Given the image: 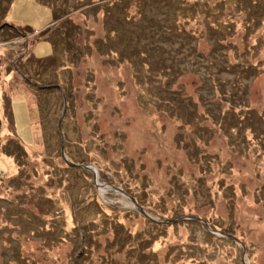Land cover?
<instances>
[{"label":"rangeland","instance_id":"1","mask_svg":"<svg viewBox=\"0 0 264 264\" xmlns=\"http://www.w3.org/2000/svg\"><path fill=\"white\" fill-rule=\"evenodd\" d=\"M0 264H264V0H0Z\"/></svg>","mask_w":264,"mask_h":264},{"label":"water","instance_id":"2","mask_svg":"<svg viewBox=\"0 0 264 264\" xmlns=\"http://www.w3.org/2000/svg\"><path fill=\"white\" fill-rule=\"evenodd\" d=\"M67 162V164L73 166V167H79V168H85V169H90V167H88V165H78V164H73V163H70L68 162L67 160H65ZM93 172V171H92ZM94 179H95V175H94ZM131 202H132V206H133V209H135L139 214H141L144 218L150 220V221H153V222H156V223H165V224H168V223H174L178 220H186V219H194V220H197V221H200L202 222L203 224H206L205 221H203L202 219H199V218H196V217H182V218H176V219H165V220H160V219H157V218H152L151 216H149L141 207H139L136 202L133 200V199H130ZM213 231V230H212ZM223 236H228V235H225V234H222V233H219ZM232 239H234L233 237H230ZM235 240V239H234ZM236 241V240H235Z\"/></svg>","mask_w":264,"mask_h":264},{"label":"trees","instance_id":"3","mask_svg":"<svg viewBox=\"0 0 264 264\" xmlns=\"http://www.w3.org/2000/svg\"><path fill=\"white\" fill-rule=\"evenodd\" d=\"M13 28V27H12ZM35 30H37V29H29V32H32V31H35ZM33 49V48H32ZM31 49V50H32Z\"/></svg>","mask_w":264,"mask_h":264},{"label":"bare ground","instance_id":"4","mask_svg":"<svg viewBox=\"0 0 264 264\" xmlns=\"http://www.w3.org/2000/svg\"><path fill=\"white\" fill-rule=\"evenodd\" d=\"M95 175V174H94ZM100 192L103 194L104 192L102 191V189L100 190Z\"/></svg>","mask_w":264,"mask_h":264}]
</instances>
